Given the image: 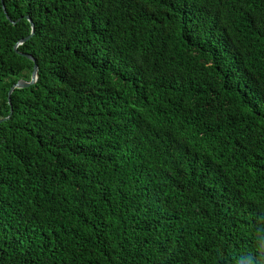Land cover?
I'll list each match as a JSON object with an SVG mask.
<instances>
[{
  "label": "trees",
  "instance_id": "trees-1",
  "mask_svg": "<svg viewBox=\"0 0 264 264\" xmlns=\"http://www.w3.org/2000/svg\"><path fill=\"white\" fill-rule=\"evenodd\" d=\"M8 115L0 264H264V0H0Z\"/></svg>",
  "mask_w": 264,
  "mask_h": 264
},
{
  "label": "water",
  "instance_id": "water-1",
  "mask_svg": "<svg viewBox=\"0 0 264 264\" xmlns=\"http://www.w3.org/2000/svg\"><path fill=\"white\" fill-rule=\"evenodd\" d=\"M3 9H4V5H3ZM5 10V9H4ZM26 18L28 19V21L30 22V25H31V32L29 33V35L25 36L24 38L20 39L19 42H17L15 45H14V50L17 51V46L19 44H21L22 42H24L25 40L29 39L31 37V35L33 34V22L32 20L26 16ZM19 54L31 59L34 61V58L31 54H27V53H23V52H19L17 51ZM37 64L35 63L34 61V65H33V69H32V72H31V75H30V79L27 81V80H24V79H19L17 80L14 84H12L8 90V93H7V98H8V102L10 103V95L12 93V91L15 89V88H22V87H27L29 86L30 84L34 83L37 79ZM12 109H10V113H11ZM9 117L6 116V117H3V118H0V122L3 121V120H6L7 118Z\"/></svg>",
  "mask_w": 264,
  "mask_h": 264
}]
</instances>
